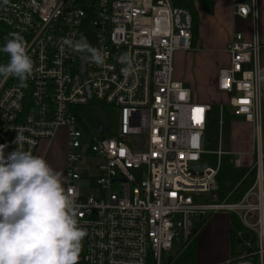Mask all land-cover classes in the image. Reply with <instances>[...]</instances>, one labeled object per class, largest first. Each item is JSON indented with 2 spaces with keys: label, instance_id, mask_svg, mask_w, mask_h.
<instances>
[{
  "label": "built area",
  "instance_id": "1",
  "mask_svg": "<svg viewBox=\"0 0 264 264\" xmlns=\"http://www.w3.org/2000/svg\"><path fill=\"white\" fill-rule=\"evenodd\" d=\"M235 14L250 19L251 37L234 33L216 85L254 130L255 177L240 200L203 202L193 195L218 190L219 167L194 168L202 163L212 105L196 101L174 67L176 52L194 48L190 9L174 0H0V24L24 37L34 62L25 85L0 82V144L8 146L7 155L22 132L23 150L35 154L66 130L65 188L75 191L77 219L87 232L82 264H163L181 235L187 240L194 234L195 219L220 211L238 218L255 247L217 264H264L258 0L236 2ZM81 35L106 54L103 65L62 46V38ZM94 100L119 110L111 135L82 120L80 109ZM234 163L242 165L241 157Z\"/></svg>",
  "mask_w": 264,
  "mask_h": 264
},
{
  "label": "clouds",
  "instance_id": "2",
  "mask_svg": "<svg viewBox=\"0 0 264 264\" xmlns=\"http://www.w3.org/2000/svg\"><path fill=\"white\" fill-rule=\"evenodd\" d=\"M9 35L0 48L9 56L0 64V77H15L25 85L34 62L24 38ZM65 45L87 53L97 66L105 63L106 54L83 35L78 40L62 38ZM26 139L18 132L12 142L16 148L7 155L8 146L0 144V264H79L87 232L77 219L76 193L64 187L62 173L45 158L23 150Z\"/></svg>",
  "mask_w": 264,
  "mask_h": 264
},
{
  "label": "rangeland",
  "instance_id": "3",
  "mask_svg": "<svg viewBox=\"0 0 264 264\" xmlns=\"http://www.w3.org/2000/svg\"><path fill=\"white\" fill-rule=\"evenodd\" d=\"M196 38V37H195ZM196 40V39H195ZM194 40V45H195ZM187 53V51H185ZM208 56H200L195 58L192 62L188 63L186 60L181 67V70L185 73H190L193 77L191 84L193 97L199 102H210L212 110L209 116V122L205 132V145L204 152L201 155V162L208 164L212 167H218V175L216 182L219 186L220 191H230L238 184V182L245 178L249 171H252L248 164L245 163L238 166L234 163V160L239 156L237 152L225 153L222 156L214 153L219 149V142L221 139V149L224 151H234L238 149L239 145L244 146V138L239 133L235 134L232 129L231 122L235 120L242 121L241 117L231 116L234 110L226 104L228 96L224 93L217 91L215 84L212 82L215 70L220 64L225 63L229 57L224 51L208 49ZM191 63V64H190ZM176 66V64H175ZM221 103L223 104V112L221 114ZM81 117L85 125L89 129H93L94 126L101 122L106 130L103 132L104 135H111L118 129L119 110L113 105L103 104L97 101H93L90 105L80 109ZM235 114V113H234ZM39 151L36 155L45 158L48 163L57 171L62 173L64 179L66 169V154H67V136L66 130L61 129L57 136L51 142H45L40 144ZM85 185V182L79 181ZM253 184V183H252ZM121 187L114 184L112 187L113 191L119 193ZM194 200L203 202H214L216 197L212 194H199L193 195ZM220 200L230 201L228 196L221 195ZM212 214L201 218L195 219L194 232L199 231L201 226L210 219ZM181 235L173 244L170 252L164 253L163 264L173 262L180 252L183 250L184 245L188 240ZM250 242L246 246V249L254 250V242L251 238L248 239ZM246 249H243L240 253H235L233 256L243 254ZM81 255V254H80ZM171 261V262H170ZM79 264H82L79 262Z\"/></svg>",
  "mask_w": 264,
  "mask_h": 264
},
{
  "label": "crops",
  "instance_id": "4",
  "mask_svg": "<svg viewBox=\"0 0 264 264\" xmlns=\"http://www.w3.org/2000/svg\"><path fill=\"white\" fill-rule=\"evenodd\" d=\"M236 2L250 3L251 0H214L213 13H208L206 10H204L201 7V5L198 2H195V9L199 17L198 35L195 38L196 39L195 45L192 51H188L186 53L185 51L180 50L175 54L174 67H175V78L177 80L184 82L187 86L191 88V84L193 81L192 75L190 73H185L181 70V67L183 66L186 60H188L189 63L192 62L195 58H198L200 56H208L209 54L207 52L208 49H213V50L217 49L219 51H224L228 56L226 49L228 43L230 42L231 38L236 32H242L247 40L250 39L251 37L250 19H244L239 16H236L235 14ZM258 7H259V15H260L261 40L262 42H264V0H258ZM228 60L225 63L220 64L215 70L216 72L214 73V75H212V77L214 78L212 82L215 84L216 89H217L216 83H217L219 69L222 66L226 65L228 63ZM261 66H262L261 78H262V103H263L262 147L264 150V54L262 55ZM206 103H210V102H206ZM227 103L228 100L226 101V104ZM223 104L224 103H221V105ZM231 116L241 117L243 119L242 121L235 120L231 122L232 124L231 127L235 134L239 133L240 135H242V138H244L245 140L244 142H246V145L245 143L244 146L239 145L238 146L239 148L235 149L234 151L228 152L222 149L221 150L227 153L237 152L242 159V164L245 165V163L248 164L247 162H249V167L251 169L255 160L256 137L254 130L251 124L245 121V119L242 116L235 115L234 113H232ZM45 142H51V141H43L42 143ZM40 146L38 147L34 155L38 153ZM219 148H221V139L219 142ZM218 150L219 149H217L216 151ZM216 151H214V153H216ZM64 181L66 182L65 176H64ZM241 181L242 179L238 182V184ZM64 187H65V183H64ZM226 192L228 191H220L218 186V190L214 195L216 197V200L218 197H220L221 195H223V193ZM231 219H232L231 213L226 211H220L212 214L211 218L208 219V221L201 226L197 234V240H196L197 264H217L231 257V249H230Z\"/></svg>",
  "mask_w": 264,
  "mask_h": 264
},
{
  "label": "trees",
  "instance_id": "5",
  "mask_svg": "<svg viewBox=\"0 0 264 264\" xmlns=\"http://www.w3.org/2000/svg\"><path fill=\"white\" fill-rule=\"evenodd\" d=\"M174 2H175V5L188 8L192 11L193 16H194L193 35H194V38L197 37L199 17L195 9V2H198L201 5V7L204 10H206L208 13H213L214 12V0H174ZM10 33H17V32L13 31L12 29L8 28L7 26L3 24H0V48L4 46L7 39L11 38L9 35ZM8 60H9V56L6 53H3L2 51H0V64H6ZM2 80L3 78L0 77V82ZM17 80L18 79L15 77H9L7 80V83L8 84L13 83ZM254 177H255L254 171L253 172L250 171L247 174V176L243 178L242 181L236 187H234L232 190L226 193H223V195L228 196L230 201L240 200L242 196L244 195V193L248 190V188L254 182ZM219 200L220 199L218 197L216 201H219ZM198 232L199 231L194 232V234L191 236L192 238H190L188 242L184 245L183 250L180 252L179 256L173 260V262L170 261L171 263L167 262L165 264H197L196 240H197ZM249 238H251V240L254 242V245H255L254 236L253 235L251 236V234L240 223L238 218L232 214L231 244H230L231 256H233L235 253H240L243 249H246L245 242Z\"/></svg>",
  "mask_w": 264,
  "mask_h": 264
},
{
  "label": "water",
  "instance_id": "6",
  "mask_svg": "<svg viewBox=\"0 0 264 264\" xmlns=\"http://www.w3.org/2000/svg\"><path fill=\"white\" fill-rule=\"evenodd\" d=\"M104 125L101 123V122H98L95 126H94V130L96 132H100V131H103L104 130ZM207 166L206 163H199V164H194V168L197 169V170H203L205 169Z\"/></svg>",
  "mask_w": 264,
  "mask_h": 264
}]
</instances>
